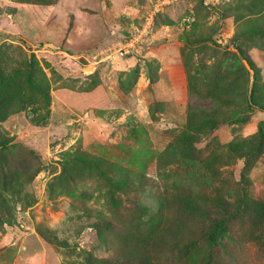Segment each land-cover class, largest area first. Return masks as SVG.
<instances>
[{
  "label": "rangeland",
  "instance_id": "374dc122",
  "mask_svg": "<svg viewBox=\"0 0 264 264\" xmlns=\"http://www.w3.org/2000/svg\"><path fill=\"white\" fill-rule=\"evenodd\" d=\"M263 30L264 0H0V264H264Z\"/></svg>",
  "mask_w": 264,
  "mask_h": 264
},
{
  "label": "trees",
  "instance_id": "16d2710c",
  "mask_svg": "<svg viewBox=\"0 0 264 264\" xmlns=\"http://www.w3.org/2000/svg\"><path fill=\"white\" fill-rule=\"evenodd\" d=\"M45 1V0H43ZM264 32V30L262 31ZM15 76V74H14ZM17 76V74H16ZM6 79H9L10 80V77L9 78H6ZM4 77L0 76V85L3 84L6 80ZM250 89V91H249ZM254 91H255V87L252 85L250 86L249 88V85L246 84V96L244 97V101L245 103L251 107V108H257V109H260L261 111L264 112V105L258 103L256 100H255V97H254ZM212 241V240H211ZM133 264H149V262H146L145 259V254L144 253H135V255L133 256Z\"/></svg>",
  "mask_w": 264,
  "mask_h": 264
},
{
  "label": "built area",
  "instance_id": "2783aa9c",
  "mask_svg": "<svg viewBox=\"0 0 264 264\" xmlns=\"http://www.w3.org/2000/svg\"><path fill=\"white\" fill-rule=\"evenodd\" d=\"M143 32H145V29L143 30ZM132 40H138L137 37H135ZM119 49L116 51L113 49V51L109 54V57H111L112 55H119V56H123L125 54H127V51L125 50V47L122 46V44H118Z\"/></svg>",
  "mask_w": 264,
  "mask_h": 264
},
{
  "label": "water",
  "instance_id": "95a60500",
  "mask_svg": "<svg viewBox=\"0 0 264 264\" xmlns=\"http://www.w3.org/2000/svg\"><path fill=\"white\" fill-rule=\"evenodd\" d=\"M250 71L252 72V70L250 69Z\"/></svg>",
  "mask_w": 264,
  "mask_h": 264
}]
</instances>
